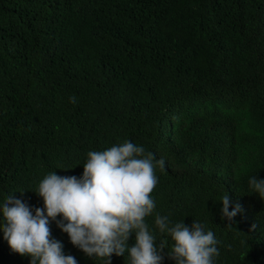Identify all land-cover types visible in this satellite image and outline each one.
Instances as JSON below:
<instances>
[{
    "label": "trees",
    "instance_id": "obj_1",
    "mask_svg": "<svg viewBox=\"0 0 264 264\" xmlns=\"http://www.w3.org/2000/svg\"><path fill=\"white\" fill-rule=\"evenodd\" d=\"M125 140L166 162L146 218L161 264H175L174 241L156 214L213 231L214 264H264V198L249 185L264 180V0H0V208L12 195L34 214L47 174L79 178L89 151ZM60 220L65 255L105 264ZM3 224L0 264H31Z\"/></svg>",
    "mask_w": 264,
    "mask_h": 264
},
{
    "label": "clouds",
    "instance_id": "obj_2",
    "mask_svg": "<svg viewBox=\"0 0 264 264\" xmlns=\"http://www.w3.org/2000/svg\"><path fill=\"white\" fill-rule=\"evenodd\" d=\"M70 102L76 103V97ZM165 166L163 158L157 159L128 140L103 151H89L81 177L51 172L39 182L35 192L42 197L43 207L35 208L34 214L21 200L12 195L6 198L0 208L4 239L13 252L31 257V264H77L74 256L64 254L62 243L51 238L49 222L59 215L62 220L57 226L89 257L111 264L113 254L125 257L127 253L129 264H161L158 251L166 243L160 241L157 248L146 218L157 207L151 196L158 184L156 168ZM249 185L264 198V180L254 176ZM220 203L222 219L233 224L239 205L229 211L227 193ZM155 226L174 241L170 257L175 264H214L219 256L213 231H205L199 221L189 227L156 214ZM133 233L135 244L129 247L127 241Z\"/></svg>",
    "mask_w": 264,
    "mask_h": 264
}]
</instances>
